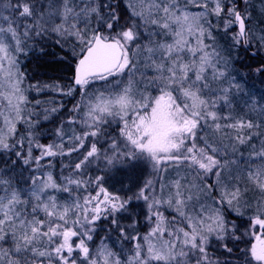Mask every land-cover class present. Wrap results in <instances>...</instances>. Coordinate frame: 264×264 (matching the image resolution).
<instances>
[{
  "label": "snow or ice",
  "instance_id": "6c2138e0",
  "mask_svg": "<svg viewBox=\"0 0 264 264\" xmlns=\"http://www.w3.org/2000/svg\"><path fill=\"white\" fill-rule=\"evenodd\" d=\"M254 7L0 0V154L29 172L0 175V264H264V96L235 67L264 49ZM30 51L67 78L31 83ZM141 163L137 191L109 190Z\"/></svg>",
  "mask_w": 264,
  "mask_h": 264
},
{
  "label": "rangeland",
  "instance_id": "374dc122",
  "mask_svg": "<svg viewBox=\"0 0 264 264\" xmlns=\"http://www.w3.org/2000/svg\"><path fill=\"white\" fill-rule=\"evenodd\" d=\"M252 3L255 5L253 8V16L254 21H258L261 19L259 15V11L262 7V0H252ZM264 21V20H263ZM255 48V47H254ZM253 51H256V49H251ZM258 52L261 53V55L264 58V49L259 50ZM251 53V52H250ZM21 61V69L24 70V63L25 60L23 59V55L20 56ZM26 71V69H25ZM255 75V74H254ZM257 79V77H256ZM247 87V86H246ZM251 91V90H250ZM256 96L257 99H259L257 93V90H252ZM31 96H36L38 99H41V96L44 94H37L35 91L31 92ZM45 96V95H44ZM55 97L57 102H67L70 101L67 107H71L72 103L75 101L72 100L70 97H58V96H51ZM260 139L261 138H254L252 141V144L256 146L257 149L260 148ZM241 151L243 152V159H247L249 152L251 149L245 145L242 146ZM233 159H241L240 153L237 152L235 157H230ZM16 158L14 156H8L4 154H0V175H3L4 178H11L13 179V182L19 181L18 187H26V185L23 183L22 177H27L29 175V172L26 170H22V167L17 165H13L11 163L12 160H15ZM241 168L244 167L243 163L240 165ZM59 169L57 168V171ZM183 174V173H181ZM169 175H174V173L170 172ZM151 178V169L149 165L146 163H141L137 165L135 168H120L118 170H115L112 172L109 176V179L107 181V187L110 191H113L115 193H118L120 195H131L132 192L138 190V186L141 185L146 179ZM136 214L139 216L140 224L138 227L140 228L141 232L145 230L144 228V220H143V202H140V207L136 208ZM166 215H169V213H165ZM126 223V221H125ZM100 235H104V233L101 231ZM98 242V241H97ZM119 248V245H117Z\"/></svg>",
  "mask_w": 264,
  "mask_h": 264
},
{
  "label": "trees",
  "instance_id": "16d2710c",
  "mask_svg": "<svg viewBox=\"0 0 264 264\" xmlns=\"http://www.w3.org/2000/svg\"><path fill=\"white\" fill-rule=\"evenodd\" d=\"M259 22H261V26H264V21L259 19ZM255 49V48H253ZM49 51H56L57 54L58 50L56 49H49ZM253 50H250L248 53H245L243 50H240L239 57L240 59L236 61L235 67L241 74V76L246 77L247 79V89L248 90H257L258 97L264 96V83H262V77L253 75L251 77H248L247 74L249 71L259 64L262 63L263 56L260 52L256 55V57H252L251 53ZM235 55V52H234ZM23 59L25 60L24 63V71L26 69V73L29 77H31V83H36L37 81L40 82H50L53 78L57 76H64L67 78L68 72L64 65H58L52 63V56L48 57H41L39 51L32 52L30 51L27 55V57L23 56ZM257 77V79H256ZM239 78V77H238ZM51 96H58L55 93H52ZM60 97V96H58ZM42 100L48 99V96H41ZM55 99V97H52ZM70 101L65 102L66 105L69 104Z\"/></svg>",
  "mask_w": 264,
  "mask_h": 264
},
{
  "label": "water",
  "instance_id": "95a60500",
  "mask_svg": "<svg viewBox=\"0 0 264 264\" xmlns=\"http://www.w3.org/2000/svg\"><path fill=\"white\" fill-rule=\"evenodd\" d=\"M251 56H252V57H255L256 55H255V56H253V55L251 54Z\"/></svg>",
  "mask_w": 264,
  "mask_h": 264
},
{
  "label": "flooded vegetation",
  "instance_id": "af4514ba",
  "mask_svg": "<svg viewBox=\"0 0 264 264\" xmlns=\"http://www.w3.org/2000/svg\"><path fill=\"white\" fill-rule=\"evenodd\" d=\"M262 62H263V59H262Z\"/></svg>",
  "mask_w": 264,
  "mask_h": 264
}]
</instances>
